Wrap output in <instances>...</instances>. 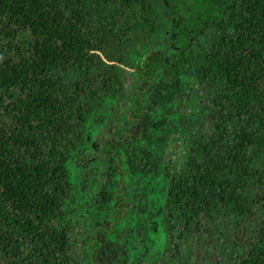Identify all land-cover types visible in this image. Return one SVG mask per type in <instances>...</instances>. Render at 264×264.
Wrapping results in <instances>:
<instances>
[{
  "label": "trees",
  "instance_id": "1",
  "mask_svg": "<svg viewBox=\"0 0 264 264\" xmlns=\"http://www.w3.org/2000/svg\"><path fill=\"white\" fill-rule=\"evenodd\" d=\"M123 89L121 211L76 263L70 162ZM161 222L168 262L264 264V0H0V264H135Z\"/></svg>",
  "mask_w": 264,
  "mask_h": 264
},
{
  "label": "rangeland",
  "instance_id": "2",
  "mask_svg": "<svg viewBox=\"0 0 264 264\" xmlns=\"http://www.w3.org/2000/svg\"><path fill=\"white\" fill-rule=\"evenodd\" d=\"M126 70L133 71L129 68H126ZM186 87L189 91H199L198 81L193 74L188 75ZM132 99L131 92L123 89L121 94L117 95V99L112 100L110 104L102 108L96 118L83 131L81 146L70 162L73 193L70 202L61 215L59 225L70 232L71 254L73 261L76 263L86 262L88 257L87 246L95 227L106 226L107 223L112 221L113 217H116L113 214L121 211L119 207L117 209L112 208L111 203L108 202L106 192L103 191L112 188L114 184L116 185L114 180L108 178L105 180L107 173H111L114 169L112 153L109 149L112 142L118 140L120 135L123 136L128 132L129 125L123 117ZM183 126L181 123L177 129ZM190 127L191 123L188 124V127H185V130ZM127 151L132 156V152L129 149ZM108 183L111 184L109 187H107ZM128 205L131 204L128 203ZM152 229L156 231V234L151 233V239L147 246L146 244L140 245L138 241L140 236H138L132 245V251L128 252L133 256L135 264L192 263V257L182 259L183 261L179 259L168 262L164 258L167 246L163 242L159 243L161 231L164 232L165 230L164 223L161 222L156 228ZM121 236L122 232L119 233V237ZM207 253L208 256H211L210 259H215L212 258L210 251ZM231 258L233 257L231 256ZM229 260L231 259L225 261Z\"/></svg>",
  "mask_w": 264,
  "mask_h": 264
}]
</instances>
